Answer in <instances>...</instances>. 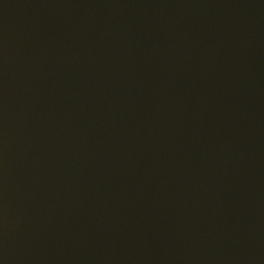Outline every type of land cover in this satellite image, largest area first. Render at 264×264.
<instances>
[{"label": "water", "instance_id": "obj_1", "mask_svg": "<svg viewBox=\"0 0 264 264\" xmlns=\"http://www.w3.org/2000/svg\"><path fill=\"white\" fill-rule=\"evenodd\" d=\"M0 264H264V0H0Z\"/></svg>", "mask_w": 264, "mask_h": 264}]
</instances>
